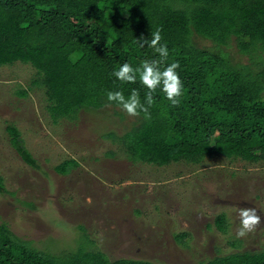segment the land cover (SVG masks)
I'll use <instances>...</instances> for the list:
<instances>
[{
  "label": "trees",
  "instance_id": "1",
  "mask_svg": "<svg viewBox=\"0 0 264 264\" xmlns=\"http://www.w3.org/2000/svg\"><path fill=\"white\" fill-rule=\"evenodd\" d=\"M156 30L169 49L165 66L179 64L183 90L176 105L158 87L149 106L139 79L126 85L111 75L125 62L135 68L158 59L147 44L141 47ZM263 53L264 0H0V67L19 62L34 69L31 84L43 90L54 121L73 119L83 109L124 111L107 101L106 92L122 90L127 96L139 90L148 118L143 112L132 115L135 125L119 137L131 163L199 165L216 155L263 162ZM236 55L247 60L238 61ZM6 131L19 159L36 168L18 130L8 126ZM76 166L75 160L65 161L55 171L68 176ZM214 224L224 232L225 215ZM175 238L184 246L189 233ZM21 242L0 224V264H155L111 262L100 251L86 249L45 254ZM200 264H264V246Z\"/></svg>",
  "mask_w": 264,
  "mask_h": 264
},
{
  "label": "rangeland",
  "instance_id": "2",
  "mask_svg": "<svg viewBox=\"0 0 264 264\" xmlns=\"http://www.w3.org/2000/svg\"><path fill=\"white\" fill-rule=\"evenodd\" d=\"M34 74L19 62L0 67V224L22 244L45 254L86 249L111 262L155 264H200L264 246V161L216 155L199 165L131 163L119 137L135 116L106 106L54 121L43 90L31 84ZM8 126L18 130L36 168L12 149ZM70 160L77 167L58 175L56 166ZM249 208L261 219L240 237L239 213ZM220 214L224 232L214 224ZM182 232L189 233L184 246L175 238Z\"/></svg>",
  "mask_w": 264,
  "mask_h": 264
},
{
  "label": "clouds",
  "instance_id": "3",
  "mask_svg": "<svg viewBox=\"0 0 264 264\" xmlns=\"http://www.w3.org/2000/svg\"><path fill=\"white\" fill-rule=\"evenodd\" d=\"M151 40H144L141 47L147 44L155 54H158V59L144 60L139 67H133L130 63L125 62L111 73L121 84H136L139 83L147 89L145 101L147 105L153 104V93L159 87L165 98L173 105L179 103L178 98L182 95L183 83L176 69L179 68L177 62L167 64L165 62L169 57V49L167 44H161L162 36L159 30L152 32ZM107 101L110 104H115L130 115H138L139 112L145 113L148 118V107H145L141 102L138 89H131L129 95H125L122 90L106 92ZM77 167V166H76ZM75 167V168H76ZM240 229L237 235L243 237L247 232L251 231L255 225L260 222V217L256 214L255 209H243L239 213Z\"/></svg>",
  "mask_w": 264,
  "mask_h": 264
}]
</instances>
